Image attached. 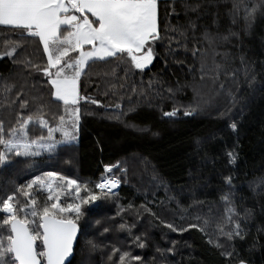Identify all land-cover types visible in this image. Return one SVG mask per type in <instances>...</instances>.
Wrapping results in <instances>:
<instances>
[{"label": "trees", "instance_id": "16d2710c", "mask_svg": "<svg viewBox=\"0 0 264 264\" xmlns=\"http://www.w3.org/2000/svg\"><path fill=\"white\" fill-rule=\"evenodd\" d=\"M254 4L261 0H158L159 38L148 66L136 69L126 55L87 63L80 99L67 108L34 67L47 63L39 38L0 25L5 133L21 115L43 116L50 127L79 115L71 144L0 165V201L16 193L23 204V185L43 206L47 185L27 184L51 172L93 192L102 177H115L112 195L82 205L70 264H120L113 248L141 258L132 264H264V7L246 19ZM28 136L47 139V128L37 119ZM53 137L63 140L59 131ZM74 196L69 191L60 202ZM236 225L239 235H226Z\"/></svg>", "mask_w": 264, "mask_h": 264}, {"label": "snow or ice", "instance_id": "6c2138e0", "mask_svg": "<svg viewBox=\"0 0 264 264\" xmlns=\"http://www.w3.org/2000/svg\"><path fill=\"white\" fill-rule=\"evenodd\" d=\"M261 7H264V0H261V4H254L251 9L246 7L245 18ZM0 25L11 26L22 34L39 38L47 55V63L43 67H34L48 77L52 96L63 101L66 108L77 105L80 99L78 81L87 63L126 55L136 69H143L152 60L151 42L159 38L157 0H0ZM61 26H66V29ZM14 51L13 47L6 55L12 56ZM175 114V110L164 113L165 116ZM37 119L42 128H47V139H31L28 136V126ZM78 122L79 115L75 113L71 123L60 117L56 127L48 126L43 116L33 118L21 115L19 126L5 133L0 121V146H3L0 165L11 163L9 156L12 155L27 160L41 151L51 153L60 144H71L76 140ZM230 129L238 131L237 124L233 122ZM57 131L63 136L60 142L53 137ZM227 156L229 163L236 159L233 151L228 152ZM111 170L112 166L105 167V172ZM46 176L47 180L36 176L27 184V189H32L34 185L42 188L47 185L49 195L43 206L23 185L17 189V192L29 198L23 204L16 202V193L0 201V215L4 216L0 229L8 233L4 235L0 231V264H66V258L73 253L77 222L84 214L82 205L108 198L120 183L115 177H102L95 184L99 192H93L86 185L82 189L76 180L58 177L57 173H47ZM53 178L61 181L56 187H53ZM231 180V176L224 178L227 185H231ZM73 190V202L66 205L61 203V197ZM82 191L86 194L81 195ZM223 199L228 202L227 195ZM167 227L171 229L173 226L169 224ZM239 233V225H236L235 231L226 235L238 236ZM135 240L140 247L144 246L140 237ZM37 241H40V251H37ZM89 245L95 247L91 241ZM112 251L119 255L120 264H132L141 259L116 248ZM240 264H244V261Z\"/></svg>", "mask_w": 264, "mask_h": 264}, {"label": "water", "instance_id": "95a60500", "mask_svg": "<svg viewBox=\"0 0 264 264\" xmlns=\"http://www.w3.org/2000/svg\"><path fill=\"white\" fill-rule=\"evenodd\" d=\"M149 63H150V62H149ZM149 63H148V64H149ZM148 64H147L145 67H147ZM145 67H144V68H145ZM78 235H79V226H78L77 237H76V239H75L74 242H73V253H74V248H75V245H76V241H77ZM73 253H72L69 257L66 258V264L68 263V261H70V260L72 259ZM244 264H248V263L244 262Z\"/></svg>", "mask_w": 264, "mask_h": 264}, {"label": "crops", "instance_id": "0c3cea01", "mask_svg": "<svg viewBox=\"0 0 264 264\" xmlns=\"http://www.w3.org/2000/svg\"><path fill=\"white\" fill-rule=\"evenodd\" d=\"M157 2H158V0H157ZM4 26V25H3ZM62 28H66V26H61ZM41 45H42V47H43V44L41 43ZM46 57H47V55H46Z\"/></svg>", "mask_w": 264, "mask_h": 264}, {"label": "built area", "instance_id": "2783aa9c", "mask_svg": "<svg viewBox=\"0 0 264 264\" xmlns=\"http://www.w3.org/2000/svg\"><path fill=\"white\" fill-rule=\"evenodd\" d=\"M108 179H110V178H108ZM119 187V185L115 188V189H113L112 191H115V190H117V188Z\"/></svg>", "mask_w": 264, "mask_h": 264}, {"label": "rangeland", "instance_id": "374dc122", "mask_svg": "<svg viewBox=\"0 0 264 264\" xmlns=\"http://www.w3.org/2000/svg\"><path fill=\"white\" fill-rule=\"evenodd\" d=\"M105 179H108V177H106Z\"/></svg>", "mask_w": 264, "mask_h": 264}]
</instances>
